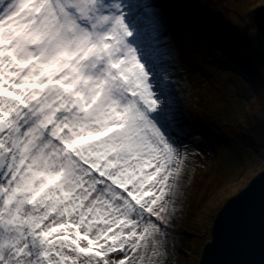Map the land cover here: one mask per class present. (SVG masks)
I'll return each instance as SVG.
<instances>
[{
	"label": "snow or ice",
	"instance_id": "snow-or-ice-1",
	"mask_svg": "<svg viewBox=\"0 0 264 264\" xmlns=\"http://www.w3.org/2000/svg\"><path fill=\"white\" fill-rule=\"evenodd\" d=\"M143 7L0 0V264H164L185 128Z\"/></svg>",
	"mask_w": 264,
	"mask_h": 264
},
{
	"label": "rangeland",
	"instance_id": "rangeland-1",
	"mask_svg": "<svg viewBox=\"0 0 264 264\" xmlns=\"http://www.w3.org/2000/svg\"><path fill=\"white\" fill-rule=\"evenodd\" d=\"M135 2L144 6L145 19L152 12L157 14L161 5L157 0ZM262 5L264 0H215L212 4L237 34L239 25L256 26L249 13ZM148 31L145 50L155 57L172 109L185 128L186 160L164 264H199L215 216L264 171V138L258 135L264 136V93L255 89L254 81L234 63H220L199 52L197 58L195 53L185 55L176 64V53H168L167 34ZM209 65L212 67L207 68ZM204 123L211 129L212 140L202 132Z\"/></svg>",
	"mask_w": 264,
	"mask_h": 264
},
{
	"label": "trees",
	"instance_id": "trees-1",
	"mask_svg": "<svg viewBox=\"0 0 264 264\" xmlns=\"http://www.w3.org/2000/svg\"><path fill=\"white\" fill-rule=\"evenodd\" d=\"M157 1L161 5L157 12L158 27L156 30L158 33L167 34L168 53L170 54L172 51L176 53L173 58L176 64L180 58H185V55L195 53L197 58L199 52L220 63H234L237 70L242 69L248 74L250 81H254L255 89L264 93V68L259 64L256 55L246 47L231 26H226L224 17L216 14L217 11L212 6L215 0ZM258 40L261 43L260 49L263 50L264 32H260ZM181 63L186 64V61H181ZM191 65L193 66L194 63ZM209 67L212 66L209 65L207 68ZM238 67L240 68L238 69ZM199 68L198 65V70H200ZM202 132L211 139L209 137L211 129L208 124L204 123ZM258 135L264 138L262 134ZM262 142L259 140V145ZM193 212L194 215L198 214L196 210ZM216 217L217 215L214 219ZM210 236L212 237L211 234Z\"/></svg>",
	"mask_w": 264,
	"mask_h": 264
},
{
	"label": "water",
	"instance_id": "water-1",
	"mask_svg": "<svg viewBox=\"0 0 264 264\" xmlns=\"http://www.w3.org/2000/svg\"><path fill=\"white\" fill-rule=\"evenodd\" d=\"M256 26H238L239 35L264 68V49L258 40L264 32V5L249 13ZM264 171L255 176L246 188L243 200L232 205L231 213L218 212L213 224L212 237L205 244L199 264H264Z\"/></svg>",
	"mask_w": 264,
	"mask_h": 264
}]
</instances>
